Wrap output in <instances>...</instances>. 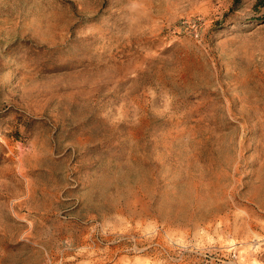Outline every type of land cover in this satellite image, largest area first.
Listing matches in <instances>:
<instances>
[{"label":"rangeland","instance_id":"374dc122","mask_svg":"<svg viewBox=\"0 0 264 264\" xmlns=\"http://www.w3.org/2000/svg\"><path fill=\"white\" fill-rule=\"evenodd\" d=\"M0 264H264V4L0 0Z\"/></svg>","mask_w":264,"mask_h":264},{"label":"trees","instance_id":"16d2710c","mask_svg":"<svg viewBox=\"0 0 264 264\" xmlns=\"http://www.w3.org/2000/svg\"><path fill=\"white\" fill-rule=\"evenodd\" d=\"M264 4V0H259V5Z\"/></svg>","mask_w":264,"mask_h":264}]
</instances>
